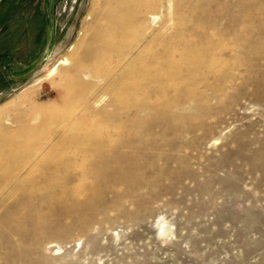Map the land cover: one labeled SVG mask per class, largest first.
<instances>
[{"label": "rangeland", "instance_id": "1", "mask_svg": "<svg viewBox=\"0 0 264 264\" xmlns=\"http://www.w3.org/2000/svg\"><path fill=\"white\" fill-rule=\"evenodd\" d=\"M158 1L133 26L138 81L106 77L129 40L103 57L104 0H13L1 15L14 62L0 76V178L52 143L0 199V264H264V0ZM100 135L113 145L80 164ZM115 169L127 183L100 188Z\"/></svg>", "mask_w": 264, "mask_h": 264}, {"label": "bare ground", "instance_id": "2", "mask_svg": "<svg viewBox=\"0 0 264 264\" xmlns=\"http://www.w3.org/2000/svg\"><path fill=\"white\" fill-rule=\"evenodd\" d=\"M94 1V0H93ZM99 1V0H98ZM152 1V0H151ZM148 2V1H147ZM158 0H155V4L156 5H154L152 2H151V4H153V6H157V4H158ZM145 3V2H144ZM150 3V2H149ZM148 3V4H149ZM160 3V2H159ZM99 4V3H98ZM103 4V3H102ZM151 4H149V5H151ZM145 5H147V4H145ZM159 5V4H158ZM104 9H102V10H104L103 11V14H101V16H100V14H99V16H100V18H102V24H100L103 28L100 30L99 29V31H103V32H98V34H95V36L94 37H96V35L98 36L97 38H95L96 40L97 39H99L100 40V35H102V36H107L106 38V40H104L105 42V44H104V46H103V43L102 44H100V42H99V47L101 46V48L103 47V49L100 51L101 53L103 52L104 54H105V52H107L105 55L102 53V55H103V57L104 56H106L107 57V54H109L108 52H109V49H112L111 47L112 46H115V45H117V43H119V45H121V41H123V40H129V42L131 43L132 41H130V36L132 37V36H134V35H132V33H134V32H137V33H139L136 29V31H132L133 30V26H137L138 24H141L142 25V0H104ZM147 7V6H146ZM149 7V6H148ZM147 7V8H148ZM144 10V9H143ZM93 11V10H92ZM98 11H99V9H98ZM100 12V11H99ZM149 14H151V13H149ZM94 15V14H93ZM97 15V14H96ZM98 16V15H97ZM96 17V16H95ZM91 18V17H90ZM152 18H154V17H152ZM97 19H99V17L97 18ZM101 20V19H100ZM99 21V20H98ZM100 22V23H101ZM104 22V23H103ZM99 23V22H98ZM97 25V24H96ZM99 26V25H98ZM95 27V26H94ZM97 29V28H96ZM138 29V28H137ZM95 31V30H94ZM97 31H98V29H97ZM95 33H97V32H95ZM100 33H103V34H100ZM80 36V35H79ZM93 37V38H94ZM77 38H79V37H77ZM127 38H130V39H127ZM87 39V38H86ZM92 39V38H91ZM103 39H105V38H103ZM133 39V38H132ZM131 39V40H132ZM96 40H94V41H96ZM134 40V43L132 44V45H128L129 47L127 48V44L129 43H127L126 45H125V41L123 42V44H124V46L127 48H125V49H123V48H121V49H123V50H121V51H123V52H120L119 54H115V53H113L114 55H116V58H115V56H114V58H115V60L114 59H112V60H114V62H112L113 64L111 65V63H110V70L108 71V73L106 74V77H114V76H116V75H119V74H126V73H129V72H131L132 70H130V67L131 66H137L138 64H140V65H142L141 63V61H142V32L141 33H139V36H137V38H134L133 39ZM82 41H84V40H82ZM100 41H102V40H100ZM90 43V42H89ZM91 43H92V40H91ZM90 43V44H91ZM97 44H98V41H97ZM122 44V45H123ZM71 46V45H70ZM69 46V47H70ZM121 47H123V46H121ZM92 48V47H91ZM96 48V47H95ZM119 48V46H117L116 47V51H117V49ZM93 50H94V48H92ZM97 49L98 48H96V55H99L100 56V54H98V53H100L99 52V50H100V48H99V50H98V53H97ZM119 50V49H118ZM114 51H115V48H114ZM91 52H93V51H91ZM111 52V51H110ZM118 52V51H117ZM116 52V53H117ZM90 52L88 51V54H89ZM93 53H91L90 55H92ZM111 54V53H110ZM85 55H87V53L85 54ZM94 55V54H93ZM112 55V54H111ZM82 56H84V55H82ZM110 56V55H109ZM108 56V57H109ZM96 57V56H95ZM111 57V56H110ZM86 58V57H85ZM113 58V57H112ZM68 58H66V57H62L60 60H59V62L58 63H60V64H67V60ZM100 59V58H99ZM108 59H110V58H108ZM107 59V60H108ZM93 60V59H92ZM101 60V59H100ZM105 60V59H104ZM101 61H103V60H101ZM91 62H94V61H91ZM97 62V61H96ZM96 62L94 63V65H96ZM99 63V62H98ZM101 63H103V62H101ZM92 64V63H91ZM106 64V63H105ZM104 64V65H105ZM198 64V63H197ZM103 65V64H102ZM103 65V66H104ZM139 65V66H140ZM100 66V65H99ZM133 66V67H134ZM64 67V66H63ZM106 67H107V65H106ZM105 67V68H106ZM132 67V68H133ZM141 67V66H140ZM57 65L56 66H54L52 69H50L49 71H48V73L46 74V76H52V75H54V74H58V70H57ZM96 68V67H95ZM100 68H101V66H100ZM109 68V67H108ZM131 68V69H132ZM59 69H61V68H59ZM57 70V71H56ZM63 71V70H62ZM88 72V71H87ZM92 72H94L93 70H92ZM133 72V71H132ZM60 73V72H59ZM133 73H136V78L135 79H137L136 81H138L139 79H141L142 78V71H141V69L140 68H138V69H136V71L135 72H133ZM93 73H91V75H92ZM102 74V73H101ZM127 75V74H126ZM134 75V74H133ZM101 76V75H100ZM123 76V75H122ZM128 76V75H127ZM45 77V76H44ZM93 77V76H92ZM126 77V76H125ZM130 77V76H129ZM89 78V77H88ZM104 78H105V76L104 77H100V79L99 78H96V79H99L100 81L101 80H103L104 81ZM122 78V77H121ZM131 78V77H130ZM91 79V78H90ZM119 79V78H118ZM51 80V79H50ZM107 80V79H106ZM112 80V79H111ZM123 80H125V78L123 79ZM131 80H133V79H131ZM142 80V79H141ZM103 81H101V82H103ZM110 81V80H109ZM130 81V80H129ZM37 82V81H36ZM87 82H89V81H87ZM98 82V81H97ZM100 82V83H101ZM123 82V81H122ZM135 82V81H134ZM110 83V82H109ZM132 83V82H131ZM124 85H126V84H124ZM131 85V84H130ZM139 86H141V85H139ZM129 88V87H128ZM127 88V89H128ZM25 89H27V88H25ZM133 89V88H132ZM131 90V89H130ZM23 91L25 92V90L23 89ZM23 92V93H24ZM21 93H22V91H21ZM22 95V94H21ZM23 96V95H22ZM22 98V97H21ZM14 101V100H13ZM92 101V100H91ZM99 100H94L93 101V103H96L97 104V102H98ZM117 101V100H116ZM20 103V102H19ZM90 103V102H89ZM95 104V105H96ZM92 105V104H91ZM100 105V104H99ZM9 108H11V107H9ZM1 113H0V116L2 115V111H0ZM66 125V123H63V124H60L59 125V128L60 129H62L64 126ZM60 131V130H59ZM62 132V131H61ZM57 136H59V135H57ZM63 138V137H62ZM113 138V137H112ZM59 139V138H58ZM61 139V138H60ZM55 141H56V139H55ZM142 141V140H141ZM54 142V141H53ZM95 142H96V145H97V147H96V149H94V150H89V151H87V154H85V156H84V153L82 154L84 157H82V158H80L79 159V162H80V164L84 161H86L87 162V164H88V162L89 161H91V160H93V159H96V158H99L101 155H102V153H104V152H106L108 149H109V147L111 146V145H113V144H111L112 143V139H111V137L110 136H108V135H100V136H97L96 137V140H95ZM52 143V142H51ZM50 142H47V144L46 145H44L43 147V149L41 150V149H39V150H37V152L35 153H33V155H32V158H31V160L30 161H32L31 163H29V164H26V165H24V166H21L17 171H15L14 173H12V171H11V173H12V175L9 173V175L8 174H6V176L5 177H3V178H7V179H4V180H2L1 178V181H0V184L2 183V185H1V190H0V199H3V198H7V197H9V196H11V195H13V193L19 188V187H21L22 186V183H23V179H24V173H28V172H30L32 169H34V166L36 165V163L37 162H40V160H42V159H44L45 157H46V154H47V151L49 150V147L51 146L50 144H51ZM56 143H57V141H56ZM56 143H53V144H56ZM131 144H134L133 142L131 143ZM141 145V144H140ZM123 146H126V144L124 143V144H121V145H119L118 144V148L117 149H115V150H120L121 149V147H123ZM141 147V146H140ZM122 150V149H121ZM84 152V151H83ZM113 153V152H112ZM122 153V152H121ZM110 155H111V153H110ZM114 156V157H113ZM124 156V155H123ZM131 156V155H130ZM107 157V156H106ZM73 158V157H72ZM125 158V157H124ZM139 158V157H138ZM111 159H114L115 161H117L118 163L121 161L120 160V157L116 154V153H113V155H112V158ZM123 159V158H122ZM128 159V158H127ZM109 160V159H108ZM107 159H103V158H101V159H99L97 162H96V165L94 166V164H92V166L94 167V169L97 171V172H99L100 173V171L99 170H101V171H106V169H107V167H109V166H107V161H108ZM82 161V162H81ZM125 161H126V159H125ZM78 162V160H73L72 161V159H69V163H70V165H75V164H77V163H79ZM83 162V163H84ZM85 162V163H86ZM111 162H112V160H111ZM68 164V163H67ZM79 164V165H80ZM120 165H121V167L119 166V168H126V167H128V165H125V163H119ZM76 166V165H75ZM78 166V165H77ZM88 166V165H87ZM85 167L84 165H82V167H84V168H86V170L87 169H89V167ZM90 166V165H89ZM92 167V168H93ZM95 167H97V168H95ZM118 167V166H117ZM130 167V166H129ZM111 168V167H110ZM131 169V168H130ZM15 170V169H14ZM13 170V171H14ZM119 170V169H118ZM22 171H24V173L22 172ZM132 171V170H131ZM86 172L87 171H84V172H80L81 174V176L83 177V179H86ZM91 172H93L92 171V169H91ZM95 172V171H94ZM110 172V171H109ZM112 172V174H110L111 176L109 177V179L107 180L106 178H104V180L105 181H103V180H101L102 182H98L97 181V183L100 185V188H107L106 190H109L110 188H113V190H114V188H115V190H118L117 189V186H112L111 187V185H113V183L112 182H115L116 181V184H117V181H118V183L120 184V182H121V179L125 176L124 175V173L122 174V172H121V174L120 173H118L117 172V169H115V170H113V171H111ZM123 172H125V171H123ZM101 174V173H100ZM126 174V173H125ZM123 175V177L121 178V176ZM127 175V174H126ZM77 176H78V174H77ZM103 176V175H102ZM79 177V176H78ZM85 177V178H84ZM80 179H82L81 177H79ZM88 178V177H87ZM101 179V178H100ZM112 179L114 180V181H112ZM123 180V179H122ZM81 181V180H80ZM110 181H112V182H110ZM94 182H95V180H94ZM93 182V183H94ZM109 182H110V188L108 189V187H107V185L109 184ZM127 183V180L124 178V180L122 181V183L124 184V183ZM92 183V184H93ZM94 184H96V183H94ZM86 185V184H85ZM115 185V184H114ZM118 185V184H117ZM130 185V184H129ZM135 185V184H134ZM88 186V185H87ZM86 186V187H87ZM90 186L91 187H93L92 185H91V183H90V185L88 186L89 188H90ZM82 188H83V186H81ZM85 187V186H84ZM87 187V188H88ZM99 187V186H98ZM97 187V188H98ZM131 187V186H130ZM92 189V188H91ZM99 189V188H98ZM127 189H130L129 188V186H128V188ZM82 190V189H81ZM83 190H85L84 188H83ZM102 190V189H101ZM101 190H100V192H101ZM111 190V189H110ZM114 190V191H115ZM120 190V189H119ZM118 190V191H119ZM105 191V190H104ZM103 191V192H104ZM102 193V192H101ZM121 193V192H120ZM119 193V194H120ZM123 193V192H122ZM115 194H116V192H115ZM7 218V217H6Z\"/></svg>", "mask_w": 264, "mask_h": 264}, {"label": "crops", "instance_id": "3", "mask_svg": "<svg viewBox=\"0 0 264 264\" xmlns=\"http://www.w3.org/2000/svg\"><path fill=\"white\" fill-rule=\"evenodd\" d=\"M2 1L3 0H0V17H1V15L5 12V13H7V12H10V14H12V11H10L11 9V4H12V2H13V0H7L6 2H5V4H2ZM66 1L67 0H43V5L45 6L46 4L48 5V6H50V5H57V4H59V5H61V4H63V3H66ZM44 13H45V11H44ZM43 13V15H41V16H39L40 17V19L41 20H43L44 18H46L48 15L45 13L44 14ZM10 17V16H9ZM11 18V17H10ZM26 20H27V23L29 22V20H30V16H25L24 17ZM0 38H2L1 36H0ZM2 42V41H1ZM0 42V43H1ZM6 47V45L5 46H3V47H1V44H0V66H1V68H0V76L2 75V73L4 72L3 71V69H5V71H6V73L11 77V74L10 73H8V67H7V64H6V62H8V63H10V64H12L13 62H14V60H13V58L11 57V55L12 54H9V53H3L4 52V50L6 49L5 48ZM7 67V68H6ZM7 81V80H6ZM0 83H2V80L0 79Z\"/></svg>", "mask_w": 264, "mask_h": 264}]
</instances>
